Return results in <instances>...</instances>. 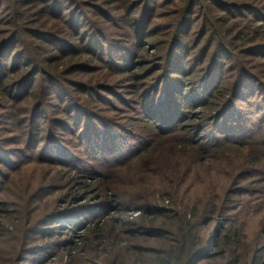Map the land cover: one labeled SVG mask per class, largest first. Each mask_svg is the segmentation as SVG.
Returning <instances> with one entry per match:
<instances>
[{"label":"trees","instance_id":"1","mask_svg":"<svg viewBox=\"0 0 264 264\" xmlns=\"http://www.w3.org/2000/svg\"><path fill=\"white\" fill-rule=\"evenodd\" d=\"M6 1L10 5H5ZM6 1L0 0V26L9 25L0 30V110H5L0 116H10L14 132L22 141V147L13 151L22 157L27 154L25 161L13 162L3 153L5 149L0 144L1 162L16 171L14 177H8L10 172L6 177L9 184L6 195L3 186L0 187V231L12 243L8 257L2 255L3 263L28 262L35 251L34 235L44 224L42 217L35 214L40 188L32 192L31 179H20L17 183L18 176L29 170V166H24L51 163L56 159L64 166L76 168L83 160L77 151L71 152L73 141L66 143L68 147L63 145L66 134L85 147L86 144L93 147L92 138L100 141V132L110 138L114 122H108V117L102 115L103 111L88 95L93 88L89 86H100L102 92L111 94L107 91L112 86L110 83L116 85L121 76L117 69L126 68L124 66L133 57L131 51L142 49L141 40L152 39L156 49L153 55L143 49V68L151 67L154 74L161 72L154 85L149 81L154 74L145 75L143 79L148 80H144L138 91L140 95L151 93L155 101L149 114L154 115L166 103L173 108L177 102L174 94L179 93L183 82H187L184 80L193 76L195 90L200 93L192 99V104L201 106L206 114V123H192L190 133H185L186 125L180 127L178 124V127L173 117L169 122L172 127L165 130L160 127V143L171 146L169 154L196 152L201 158L215 160L224 149L246 147L253 151L264 145V61H259L264 60V0H160L154 4L144 3V6L139 3L141 0H116L114 11L105 8L88 11L90 1L86 3L85 0ZM35 4H40L39 9L29 15ZM112 22L116 28L122 26L123 35L112 34L109 26ZM195 23L198 29L191 30ZM191 34L193 37L186 39ZM107 70L110 73L104 74ZM80 74L87 77L81 79ZM164 82L167 87L162 91ZM77 88L86 91L78 96L71 90ZM256 95L259 99L254 103ZM54 99L59 102L58 112L63 117L50 116L46 111L52 107ZM239 103L250 107L255 104L262 113L258 132L250 135L252 138L240 127L244 124L237 123ZM175 106L178 108L172 111L183 115L178 104ZM230 119L233 129H230ZM199 127L200 130L209 127L213 130L209 141L197 142L199 138L195 133ZM49 135L54 140L60 137V142L48 149L45 144ZM99 143L103 148L109 144L107 141ZM12 152L11 158L15 157ZM149 155V148L141 153L138 150L133 164H142ZM69 160L72 164H67ZM133 160L130 158L126 163ZM123 163L111 166L110 171L104 173L96 171L100 177L97 186L112 187L117 200L132 196L126 204L122 203L123 207L120 204L119 211L140 201V215L133 219L111 217L103 224L89 227L88 233L80 236L82 246L73 253L71 260L92 262L97 257L100 260L97 264H264V260H258L264 255V238L245 237L244 226L226 217L223 200L205 211L227 225L224 222L213 231L212 239H204L199 233L197 214H191L186 207L176 210L157 204L150 181L145 182L151 178L148 177L149 162L136 170L135 178L126 179L144 181L145 187L134 189L133 183L130 190L125 184L113 182V178L122 173L118 170L124 168ZM86 164L84 168L89 167ZM176 168V163L165 169L160 167L163 180L172 179L170 173ZM87 173V169H82L79 177L87 179ZM0 175H5L1 168ZM260 230L264 235V221ZM212 248L216 250L213 253L210 252Z\"/></svg>","mask_w":264,"mask_h":264},{"label":"rangeland","instance_id":"2","mask_svg":"<svg viewBox=\"0 0 264 264\" xmlns=\"http://www.w3.org/2000/svg\"><path fill=\"white\" fill-rule=\"evenodd\" d=\"M89 1L90 6H88V11H92L95 8L99 10L103 8L107 10L113 9L114 11L117 3L116 0H85L86 3ZM159 1L141 0L139 3H142L144 6V3L154 4ZM5 5L10 4L6 1ZM39 7L40 4L33 5L31 7L32 10L29 11L31 13L29 15H32L33 11H37ZM100 19L104 21L103 17ZM82 22L85 23L86 20L83 19ZM109 26L110 30L113 31L112 34L123 35L124 32H121L123 30L122 26L116 28L117 26L113 22ZM0 27V30L6 29L4 27H9V25ZM198 27L195 23L191 30L198 29ZM191 37H193V34L191 36L187 35L186 39ZM140 43H142V49H134V51H131L133 57L128 62V65L124 66L126 68L117 69L121 76L118 77L117 86L114 83H110L112 86L107 91L111 94L102 92L100 86H89L93 88L92 92H89L88 95L95 100V105H97L98 109L103 111L102 115L108 117V122H111L110 120L114 122L111 126L115 129H111L110 138H108L106 133L100 132V141L92 138L93 147L91 145L88 147L87 144V147H85V145L82 146L79 140H71V135L66 134L63 145L68 147L69 144L66 145V143L73 141L71 143L72 146H70V149H72L71 152L77 151L78 156L83 160L81 163H78L77 169L73 165L64 166L63 163L56 162L59 160L54 159L51 163L27 164L24 167L29 166L28 172L18 176L17 183H19L20 179L32 180V192L40 188L37 194L38 200L35 203V214L37 217H42L44 224L46 222L48 223L41 225L37 234L34 235L32 244L35 246V251L29 256L28 262L24 264H35L37 261L40 262L39 264H94V261L97 264L100 262V260H97V257L93 258L92 262L88 261L89 263L85 262V260H71L73 253L82 246L79 240L81 238L80 236L87 234L89 227H93L96 224H103L108 218L124 216L133 219L137 218L141 212L139 208L141 207L140 201L134 204H128L124 210L119 211L120 209L117 208L120 207V204L123 207L124 204L122 203H125L129 198L122 197L117 200L115 197L116 193L111 189L112 187L110 189H104L102 184L97 186L100 177L96 171H103V173L110 171V167L119 162H125L123 163L124 168L118 170L122 173H118V177L116 176V178L112 176L108 181L113 178V182L125 184L130 190L133 189V183H135L134 189L142 187L144 186L142 184L144 181H138L137 179L128 181L126 179L128 177L135 178L134 173L136 170L141 165L149 162L150 172L148 177L150 175L151 178L145 182L148 183L150 181V190L155 191L154 195L157 204L175 208L176 210L185 209L186 207L191 214H197V219L200 221V225H198L199 233L204 239H212L213 231H216L218 227L224 225V220L217 219L216 216L212 217L207 212V207H211L213 203L222 200L227 209L226 217L236 220L241 226H244L245 237L261 236L264 238L260 230V224L264 221V145L253 151L246 149V147L224 149L219 154V158H215V160L207 157L201 158L196 152H189V154L184 152L182 154H169L171 146H162V143H160L162 134L160 127L164 128V130L168 129L169 126L172 127V124L169 122L172 120L171 117H173V119H177L178 121L177 126L178 124H180V127L186 125L185 127L187 128L185 129L184 127L185 130H183L185 133H190L192 123H206L204 122V116L206 114L201 106L192 104V99L195 100V97H198L200 93L195 90V85L192 81L194 76L188 78V80H184L187 82H183L179 93L174 94L177 101L176 104L182 109L183 115L178 116L177 111H172V109L178 108L175 106L176 104L171 108L167 103L162 106L163 110L156 108L159 110L158 112L156 111L154 115L152 113L149 114L151 111L150 108H152L151 104L155 101L152 99L151 93L148 95L146 93L140 95L139 88H142V84L145 83L144 80H148L143 79V77L149 73L154 74V72L151 67L143 68L145 59H143L142 55L145 51L143 50L144 48L147 49L149 55H153L156 49L152 39L147 41L141 40ZM116 61L121 63L120 60ZM146 69H148V73H145ZM106 73L109 74V70L105 71L104 74ZM160 74L161 72L159 71L153 76L150 75L149 81L152 80V85H154L157 78H160ZM129 75L134 76L128 77ZM84 77L87 76L80 74L81 79H84ZM228 77H230V74H228ZM114 79H117V77ZM166 87V83L164 85L162 84V91ZM185 88L186 91L181 92ZM78 89L71 90L78 96H81L82 92L84 93L86 91L83 90L81 92ZM258 97L259 95L255 96L254 103L258 101ZM52 103L51 108H46L48 114L50 116L63 117L64 115L58 112L59 102L54 99ZM238 105H240L241 109L239 108L237 110L239 114V118L236 119L238 121L237 123L242 122V125L244 124L246 127L244 125L240 127L247 130L248 138H252L250 135L258 132L257 126L262 121L259 120L262 113L258 111L255 104H252L251 107L246 103H239ZM168 106L170 108H167ZM186 107L190 108L187 109ZM2 111L5 110H0V113ZM231 121L232 119L229 120V125L231 124L230 129H233L234 124ZM201 125L203 126L204 124ZM43 127L44 129L46 128L45 125ZM14 128V122L10 120V116H0V144L5 149L3 153L13 162L17 161L20 163L21 161H25L24 159H26L25 155L27 153L23 154L24 157H22L21 153H19L21 155L19 156L16 154L17 152L15 153L13 151L15 148L22 147L20 136H16L17 134L14 132ZM200 129L201 127L195 133L198 136L197 138H199L197 142H202L203 140L204 142L209 141L208 138H211L213 130L210 127L207 129L203 127L206 130ZM6 130L7 132H5ZM58 134L64 137L62 133ZM59 136L56 135V138ZM58 139L54 140V137L49 135L46 138L45 147L49 149L52 147V144L59 143L60 141ZM101 141L109 142L108 146L103 148L99 143ZM145 148H149L150 155L148 159L150 160L146 158L142 164H137L136 162L133 164L134 154L138 150L141 153ZM165 148L166 151H161L165 150ZM178 149L180 150V146ZM11 152L15 154V157L13 156L11 158ZM172 156L174 157L173 159L171 158ZM130 158L133 160L131 161L132 163H126ZM119 159L121 160L118 161ZM86 163L89 164V167L85 166L84 168L83 165ZM172 163H176L177 168L172 171L173 174L170 173L172 179L167 182L163 180L160 167L165 169V167ZM67 164H72V162L69 160ZM6 165V163L0 160L1 173L5 174L4 176L0 175V187L3 186L4 194L7 193L6 190L9 187V184L6 183L8 173L10 172L9 178L14 177V173H16L15 170L7 168ZM33 167L36 168L34 169ZM67 168L73 169L70 170ZM82 169H87V175H89L87 179L79 177ZM128 172L133 174L131 175ZM120 174L121 177H119ZM84 182L85 184H83ZM0 233H2L0 235V262L2 263L0 264H5L2 259L8 257V254L11 252L9 245L12 243L8 242L7 237L3 235V231H0ZM215 251V248H212L210 252L213 253ZM82 255L84 254L82 253ZM91 255L94 256V254ZM91 255H88V257H92ZM258 260H264V255H261Z\"/></svg>","mask_w":264,"mask_h":264}]
</instances>
